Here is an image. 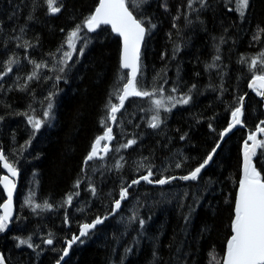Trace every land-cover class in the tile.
Instances as JSON below:
<instances>
[{
  "label": "snow or ice",
  "instance_id": "obj_1",
  "mask_svg": "<svg viewBox=\"0 0 264 264\" xmlns=\"http://www.w3.org/2000/svg\"><path fill=\"white\" fill-rule=\"evenodd\" d=\"M9 3L11 4V0ZM150 5L151 0H98L93 8L80 13L79 16L78 10L74 9L69 16L71 26L59 29L61 41L55 49L47 52L41 51L40 33L27 35L29 31H33L30 23H44L63 11H68L67 0H28L26 4L24 0H19L18 3L11 4L12 11L0 19V50L4 52V56L0 57V81H4L0 82V91L7 95L9 91L19 90L29 97V103L23 110L12 109L11 105L5 104L4 114L0 115V122H6V117H23L28 132V139L23 144L15 148L9 147V153L16 157L11 162L0 144V165L8 172V175H0V185L3 194H6V198L0 195L3 201L0 203V234L5 237L10 225L15 226L21 233L25 230L27 218L19 214L14 215L13 212V198L20 174L18 158L23 150L32 144L42 128L51 126L55 118L56 98L63 91L59 87L60 83H69L94 41L110 37L112 34H115V39L118 40L117 69L108 86L102 115L98 120L102 131L90 141L76 179L60 201L50 202L47 198L37 197L35 186L38 181L35 180L36 172L33 170L31 186L21 205L22 209L27 207L31 210L30 215L36 216L59 208L64 213L62 223L69 225L75 220L77 232H73L70 237L58 236L52 231L40 232L39 243L35 242L36 228L28 230L26 235L14 233L11 236L13 247L19 249L23 246L30 249L31 256L34 257L30 259V264H38L42 254L47 255L48 252L55 253L56 258L52 264H68L66 257H69L70 249L93 238L99 227L115 216H120L123 231L119 235L114 233V240L119 243L130 232L135 233L131 235L128 243L124 244L119 264H123L126 257L139 248L141 240L150 242V264H190V260L194 259L191 241H199L210 233L212 227L208 222L202 223L196 237L192 238L189 231L192 217L196 208L207 199L205 193H209L214 199V194L219 191L213 185L220 182L212 180L211 177L205 179L203 173L216 163L215 157L219 155L223 144L228 142L227 138L234 130L242 133L246 130V135H242L238 143L241 161L239 178L233 181L234 198L232 194L224 196V204L231 208L227 225L230 234L226 236L222 256L217 257L210 253V264H264V20L255 25L249 40V47L259 46V50L255 53L237 54L235 80L238 83L225 87L226 80L232 77L228 74L229 65L223 63L221 45H226L229 40L235 45V37L228 34L229 28L235 27L238 32L248 31L244 24H251L250 17L255 11L253 0H186L183 10L181 6H177L176 15L171 17V27L175 30L176 39H172L173 32L170 30L167 35L172 45L171 54L168 55L167 50L161 52V61L178 59L181 48L191 39L183 34L184 29L192 32L207 31L205 14L208 12H211L216 20L218 14H222L221 9L229 8V11L234 12L238 20L243 22L237 25L236 21H230L228 27H223V20L219 21L222 31L211 36V59L200 61L197 58L196 61L203 64L204 73L209 77L208 83L201 87L196 82L188 83L180 76L179 64L175 77L168 76L169 64L162 63L160 69H153L151 79L148 78V66L144 59L149 42L155 35L154 30L158 27V22H154V14L147 11ZM159 6L165 12L170 10L166 0H162ZM25 8L27 14L24 16V23L20 24V14ZM181 19L184 22L183 28L178 24ZM6 21L12 24L10 28L4 27ZM105 26H110V31ZM48 27L51 28V25ZM30 50L37 51L39 59L32 56ZM233 50L234 48L229 47V59ZM25 64L29 71L23 73L20 69ZM14 69L16 74L11 76ZM200 75L201 73L197 72L193 77L195 79ZM247 76H250V79H247V88L259 98L251 103L245 99L248 93H241L239 88V84ZM9 79L12 83H6ZM217 79L219 83L215 82ZM41 81L49 87L46 95L37 100L31 84ZM206 90L216 93L215 100L223 106L226 126L217 131L219 113H213L212 117H205L202 113H190L193 124L189 130L179 134V141L198 148L192 140L191 131L204 121L208 130L207 142L211 144L210 150L205 149L202 157L191 155L183 149L171 148L173 138L166 136L167 143L161 144L157 141L162 150L168 151L161 163L156 164L154 151L148 156L138 155L129 169V175H134L135 178L126 176L123 170L129 161L122 154L124 150H132L133 146L142 145V138L147 130L159 132L166 128L167 117L173 109L178 106H194L198 97ZM226 95H230L231 99L225 100ZM137 100L144 102L145 106L137 105ZM35 104H39V110ZM129 105L136 108L139 121L143 124L125 118ZM129 115L134 116L136 113ZM249 120L253 121L251 128L248 126ZM130 127L132 131L129 133L127 129ZM141 127L146 131H139ZM176 132L179 133V129H176ZM15 136L13 130V141ZM193 163V167H185ZM176 169L181 170L183 174H170V171ZM110 180L113 186L105 192L103 186ZM176 181L189 184L179 192L161 190L158 199L152 201V204L175 201L184 222L180 229L181 239L177 241L174 234L168 244L162 245L161 231L157 229L149 235L147 220L138 211L145 207L146 203L142 202L139 196L134 197L131 190L142 182L146 185L171 186ZM82 193L85 197L83 200ZM220 194L223 195V192ZM132 199H135V203L129 210L130 215H121L123 204ZM94 206L100 211L93 212ZM207 207H212L211 201ZM185 208L187 211H184ZM72 209L80 214V219L71 215ZM148 219L150 220L151 216ZM185 237L190 241L187 251ZM57 241L63 246L56 247ZM161 247L169 252L167 258L162 254ZM0 264H8L3 252H0Z\"/></svg>",
  "mask_w": 264,
  "mask_h": 264
},
{
  "label": "trees",
  "instance_id": "obj_2",
  "mask_svg": "<svg viewBox=\"0 0 264 264\" xmlns=\"http://www.w3.org/2000/svg\"><path fill=\"white\" fill-rule=\"evenodd\" d=\"M19 0H11V4L18 3ZM28 0H24L26 4ZM98 0H67L68 11H63L55 18H50L44 23H30V28L33 31L28 32V36H34V33L41 34V51L47 52L55 49L57 44L62 39L59 32L61 27H70L69 16L72 11H77V16L82 12H87ZM162 0H151L150 7L147 11L154 14V22H158V27L155 35L149 42L148 52L144 59V63L148 66L147 76L151 79L154 74L153 69H160L162 63H168L169 67L167 73L169 77L177 75V64L181 66L180 76L188 83L196 82L201 87L209 81L208 75L204 73L203 64L196 62L197 58L200 61L210 60L212 55V35H218L222 31L219 21L223 20V27H228L230 21H236L237 25L243 23L239 21L234 12L229 11V8L221 9L222 14H218L216 20L213 19L212 13L205 14L207 19V31L196 30L195 32L183 30V34L191 37L190 41L186 43L185 47L181 48L178 54V59L175 61H161L159 55L161 52L167 50V54H171V43L167 33L171 30L173 32L172 39H176L175 30L172 29L171 17L176 15L177 6L183 5L186 0H166L170 10L165 12L159 5ZM9 0H0V19L4 18V14L12 11ZM255 11L250 17L251 24H244L248 28L247 32L237 31L235 27L229 28V35L235 37V45L231 40L226 45H221L222 60L224 64L229 65L228 74L232 77L226 80L225 87L235 86L238 82L235 80V70L237 64L235 63L238 53H255L259 50V46L249 47V40L251 38L252 30L255 25L264 20V0H253ZM231 7V5H230ZM131 10V9H130ZM27 10L22 9L18 23H24V16ZM135 14V13H134ZM178 24L183 28V19L178 21ZM51 25V28L48 27ZM11 23L5 22L4 27L10 28ZM106 28H110L105 26ZM27 38V37H26ZM229 47L234 48L229 59ZM22 53V50H21ZM30 54L39 59L37 51H31ZM4 56V52L0 50V57ZM118 60V40L115 35L104 37L100 40L94 41L90 51L83 58V63L78 65V71H74L68 84L60 83L59 87L63 90L56 98L55 118L51 122V126L42 128L40 133L33 139L31 145H28L18 158L17 166L20 169L19 184L15 195L16 214L26 217L25 230L21 233L15 226L11 225L7 237L3 234L0 235V252L6 256L8 264H30L31 250L26 247L15 248L13 247L11 236L15 234H27L28 230L33 228L37 229V236L35 242H40V232L47 233L52 231L58 236L68 235L69 237L73 232H77L75 220L69 225L62 223L63 211L59 208L48 210L40 216L30 215V209L27 207L21 208L24 197L27 195L30 181L33 180V170L36 172L35 180L38 184L35 186V191L38 198H47L50 202L60 201L63 194L70 188L72 182L76 179L80 171V165L83 161V156L89 147L90 141L94 135L102 131L101 126L98 124L99 117L102 115L103 104L105 102L108 86L113 80L114 73L117 69ZM91 61V63H90ZM21 72L26 73L29 71L27 64L20 69ZM201 73L199 77L194 79V73ZM16 70L14 69L11 76H15ZM213 77H215V70H213ZM247 76L243 82L239 84L241 93L247 90ZM4 82V81H0ZM219 83L218 79L215 80ZM6 83H12L9 79ZM49 85L43 81L37 83L33 82L31 88L35 89L37 100L46 95ZM216 93L211 90H206L198 97L194 106H178L173 109L172 113L167 117V126L162 128L159 133L154 130H145L143 127L139 131H146L145 136L142 138V145L133 146L132 150H124L122 153L128 159V166L125 167L124 174L129 178H135L134 175H129V169L132 162L138 155L148 156L150 152L155 153L156 164L161 163V159L168 155L167 150H162L157 141L161 144L167 143L166 136L173 138L172 146L180 148L191 155L203 156L205 149L210 150L211 144L207 142L208 130L204 121L200 122V126L192 128L191 136L195 145L185 144L179 141V134L189 130L193 124V117L190 113H202L205 117H212L213 113H219L220 120L216 124L217 131L226 126L225 113L223 106L219 101L215 100ZM225 100H230V95L224 97ZM259 98L255 93L248 94L246 101L250 103ZM29 103V97L26 93L19 90L9 91L4 95L0 91V115L4 114V105H11L12 109L23 110ZM127 103V102H126ZM136 104L143 107L145 103L137 100ZM39 110V104H35ZM135 110V111H134ZM136 115H129L131 113ZM39 114V111H38ZM127 120L139 121V113L136 108L129 105L127 108ZM249 128L253 127V121H248ZM179 129V133L176 132ZM15 130V141L11 139V133ZM118 132L119 129H116ZM130 133L132 128H128ZM201 132V133H200ZM158 133V134H156ZM164 133V134H162ZM153 134V135H152ZM166 134V135H165ZM242 135H246V130H234L227 138L228 142L223 144L218 156L215 157L216 163L203 173L205 179L209 177L212 180L219 181L213 185L218 189L212 198V195L205 193L207 199L201 202V205L196 208V212L192 217V223L189 225L191 237L197 235L202 223L208 222L211 227L209 234H206L199 241H191L192 248L194 249V259L190 260V264H210L211 255L220 257L223 255V248L226 236L230 234L227 225L229 224V217L231 208L224 204V196L232 194L234 198L235 185L233 181L239 178V168L241 158L238 153V143ZM28 139V132L26 130V122L21 116L6 117V122H0V144H2L5 154L8 156L9 161L16 159L8 151L9 147H18ZM176 146V147H175ZM57 149V150H56ZM59 151V152H58ZM39 154V155H38ZM193 164L185 165L186 168L193 167ZM1 167V165H0ZM0 168V175L2 174ZM170 174L178 175L183 174L179 169L170 171ZM114 179V178H113ZM119 183V181H116ZM189 182L176 181L171 186H155L146 185L143 182L135 186L131 191L133 196H139L142 202L146 203L145 207L140 208L138 211L148 223L147 231L149 235L159 229L162 233V245H166L176 235V240L181 239L180 229L183 225V220L180 216L175 201L171 203L152 204L153 200L158 199L161 190L165 192L171 190L172 192H179V190L186 188ZM113 186L112 181H108L103 186L105 192L108 188ZM223 192V195L220 192ZM0 195L3 196L0 190ZM81 199H85L82 193ZM211 201L212 207H207ZM2 199H0V203ZM135 203V199L129 200L123 204L121 215H130V209ZM99 204V200H97ZM79 206V205H77ZM100 211L99 208L93 207V212ZM184 211H187L185 208ZM92 213H89L91 215ZM71 215L76 219H80V214L72 209ZM151 216L149 220L148 217ZM70 229V231H69ZM123 231V225L120 222V216L109 218L103 226H100L97 233L87 240L82 245H74L70 249L69 257H67L68 264H119L120 253L123 252L124 244L128 243L131 239V233L126 235L119 243L114 240L113 234L119 235ZM185 250L187 251V244L190 242L189 238L185 237ZM63 245L57 241L56 247ZM214 247V252H213ZM115 249V251H113ZM150 242L141 240L140 246L133 253H130L123 264H150ZM175 249L173 248V251ZM161 252L167 258L169 252L167 249L161 247ZM55 253L48 252L47 255L41 256L38 264H52Z\"/></svg>",
  "mask_w": 264,
  "mask_h": 264
},
{
  "label": "bare ground",
  "instance_id": "obj_3",
  "mask_svg": "<svg viewBox=\"0 0 264 264\" xmlns=\"http://www.w3.org/2000/svg\"><path fill=\"white\" fill-rule=\"evenodd\" d=\"M109 27V26H108ZM110 28V27H109ZM246 92L248 93V94H250V93H254L253 91H248V88H247V90H246ZM247 98V96L245 97V99ZM135 111V110H134ZM159 133V132H158ZM158 133H156V134H158ZM201 133V132H200ZM153 135V134H152ZM159 135V134H158ZM171 146H172V144H171ZM176 147V146H175ZM172 148V147H171ZM174 148V147H173ZM57 150V149H56ZM59 152V151H58ZM1 169H2V174L1 175H8V173H6L5 172V170L2 168V167H0ZM178 175H181V174H178ZM181 182H185V181H181ZM18 184H19V176L17 177V188H18ZM155 186H158V185H155ZM0 190L2 191V185H0ZM16 192H17V190H16ZM16 192H15V195H16ZM2 193H3V191H2ZM15 195H14V207H15V213H16V206H15ZM3 197L5 198V194H3ZM3 202V201H2ZM1 202V203H2ZM15 213H14V215H15ZM111 218V217H110ZM10 228H11V225H10ZM0 235H2V234H0ZM66 259H67V257H66Z\"/></svg>",
  "mask_w": 264,
  "mask_h": 264
},
{
  "label": "water",
  "instance_id": "obj_4",
  "mask_svg": "<svg viewBox=\"0 0 264 264\" xmlns=\"http://www.w3.org/2000/svg\"><path fill=\"white\" fill-rule=\"evenodd\" d=\"M109 27H110V26H109ZM114 35H115V34H114ZM248 91H252V90H251V89H248ZM1 167H2V165H1ZM2 168H3V167H2ZM4 170H5L6 173H8L6 169H4ZM14 195H15V193H14ZM5 198H6V194H5ZM13 212L15 213L14 199H13Z\"/></svg>",
  "mask_w": 264,
  "mask_h": 264
}]
</instances>
